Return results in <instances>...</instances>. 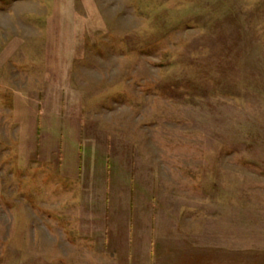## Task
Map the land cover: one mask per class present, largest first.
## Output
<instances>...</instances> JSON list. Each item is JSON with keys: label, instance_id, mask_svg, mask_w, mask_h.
Returning a JSON list of instances; mask_svg holds the SVG:
<instances>
[{"label": "rangeland", "instance_id": "obj_1", "mask_svg": "<svg viewBox=\"0 0 264 264\" xmlns=\"http://www.w3.org/2000/svg\"><path fill=\"white\" fill-rule=\"evenodd\" d=\"M0 264H264V0H0Z\"/></svg>", "mask_w": 264, "mask_h": 264}]
</instances>
